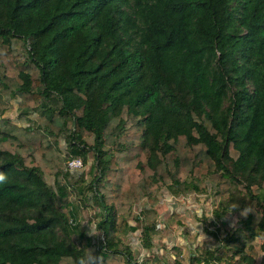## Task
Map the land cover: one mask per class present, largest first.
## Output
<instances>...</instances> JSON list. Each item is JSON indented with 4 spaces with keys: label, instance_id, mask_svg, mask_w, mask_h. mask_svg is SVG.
<instances>
[{
    "label": "trees",
    "instance_id": "16d2710c",
    "mask_svg": "<svg viewBox=\"0 0 264 264\" xmlns=\"http://www.w3.org/2000/svg\"><path fill=\"white\" fill-rule=\"evenodd\" d=\"M0 174V264H137L132 207L152 248L161 190L203 180L237 223L173 264H264V0H0Z\"/></svg>",
    "mask_w": 264,
    "mask_h": 264
},
{
    "label": "rangeland",
    "instance_id": "374dc122",
    "mask_svg": "<svg viewBox=\"0 0 264 264\" xmlns=\"http://www.w3.org/2000/svg\"><path fill=\"white\" fill-rule=\"evenodd\" d=\"M12 108L11 110L8 112V115H12L13 117H15L16 115V107H15V103L12 104ZM64 143L61 142V145H63ZM93 155L90 152L89 153V159H88V163H83V167L81 168V171L72 174V176L70 177L71 180H75L77 179L81 174H84V177L86 180H89L91 178V173H88L89 167H90V163L93 162ZM48 180L51 182V177H48ZM214 184L211 183L208 180H203L201 183V190L200 191H196L193 189L187 190L185 192L182 193H173L176 196H173V199L176 201V205H179L180 201L185 200L186 203H188L189 205H191L190 211L191 213L189 214V218H185V220L181 221L179 220V222H181V224L185 225L183 227V229H185L186 231L188 229L191 230H195V232L192 233V235H190L189 237V241L192 242H196L198 241V243L200 244V247L202 249L204 248H214L215 246H217L219 244V241H221V237H223L226 233L227 229L232 228L236 223H237V217L235 215V213L233 212H228L225 215L224 218V222H219L217 225V229H212L211 226H206V217H211L212 214V209L215 207V199L213 196V192H214ZM162 191L164 194H167L168 191L166 190V188H163ZM231 191L233 193L232 198L230 200H238L241 198V195L238 191V189L235 186L231 187ZM160 192V194H161ZM86 193L88 195H91L90 191H86ZM163 198L165 199V196H163ZM167 198V197H166ZM76 204L78 205V209H79V218H80V223H81V228L83 231H85L87 234L93 235L96 231V221L98 220V205L93 201V199H91L90 197H87V200H83L82 199V195L81 194H77L74 198ZM143 201V202H142ZM142 201H140L139 203L135 204L128 217H129V223L130 224H134L135 226H138V230H141V224L139 223V219L135 220V216L139 213V210L141 209V206L144 203V206H148V203L145 202L146 199H143ZM193 202V203H192ZM176 205L174 206L176 208ZM170 206L168 205L167 207L164 208V211L166 213V215H168L170 212H168V210L170 211L171 208H169ZM173 207V208H174ZM173 210V209H172ZM175 211H177V209H175ZM201 213L202 216H201ZM171 214H175V212L171 213ZM206 216H205V215ZM166 215L162 213V215L159 217V222H157V227H161L164 226L167 223V219H166ZM182 219V218H181ZM178 222V223H179ZM95 224V226H94ZM209 227V228H208ZM177 230H179V232L174 231L173 235H181L182 237H184L183 233L181 232L183 229L182 227H176ZM160 228H158V232L156 234H154L153 236V243L157 242V239H162L163 236L160 233ZM190 231V230H189ZM213 232V233H212ZM215 232V233H214ZM125 234L127 237V242L130 245V249L132 251L133 254V258L136 259V261L138 262L137 264L141 263L143 260H150L153 258V255H159L155 253L154 247L156 245L153 244L152 248H146L143 245H141L140 242V236H139V231L135 232L133 230L130 229H125ZM189 234V232H187V235ZM101 235V234H100ZM177 240V239H176ZM162 243H164V241H161ZM166 245V243H165ZM167 246V245H166ZM148 249V252H147ZM189 251V250H188ZM193 250L191 249L190 252H192ZM172 248H170V251L161 252V255L165 257V259H167V257L170 260V257H172ZM188 252V253H190ZM146 260V261H147Z\"/></svg>",
    "mask_w": 264,
    "mask_h": 264
},
{
    "label": "crops",
    "instance_id": "0c3cea01",
    "mask_svg": "<svg viewBox=\"0 0 264 264\" xmlns=\"http://www.w3.org/2000/svg\"><path fill=\"white\" fill-rule=\"evenodd\" d=\"M163 192H165V191H162L161 194H159V199L157 202L158 214H157L156 224H157V222H159V217L162 215V213H163V215L164 214L166 215V213L164 211L165 207H167L169 205L170 206L169 208H171V210L170 211L168 210V212H170V213L168 215H166L167 223L164 226L157 227V228L161 229L160 233L162 234L163 238L157 239V242L153 243L154 245H156L154 247L155 253L159 254L158 255L159 264H167L165 262V257L161 255V252L164 251V252L168 253L170 251V248L173 245L180 246L182 248L184 257L187 259H188V256L194 252L196 246H200L198 241H196L195 243L192 241H189L190 235H192V233L195 232V230L188 229L186 231L185 229H183V227L185 225H183V224H181V222H179V220L183 221V220H185V218H189V214L191 213V211H190L191 205L186 203L185 200L180 201L182 203H180L179 205H176L178 203H176V201L173 199V196H176V195H174L173 193H171L169 191L167 194H164ZM163 196H165V199L163 198ZM175 205H176V208L174 207ZM175 209H177V211H175ZM173 212H175V214H171ZM176 227H182L183 230L181 232L183 233L184 237H182L181 235H176V236L173 235L174 231L179 232V230H177ZM187 232H189L188 235H187ZM161 241H164V243H162ZM165 243L167 246L165 245ZM191 249L193 250L192 252H190ZM147 252H148V249H147ZM188 252H190V253H188ZM173 257H174L173 254H172V257H170V260L167 257L168 262H170L169 264H173ZM151 261H152V259L147 260L148 264H157L156 262L152 263ZM139 264H144V263L142 261Z\"/></svg>",
    "mask_w": 264,
    "mask_h": 264
},
{
    "label": "built area",
    "instance_id": "2783aa9c",
    "mask_svg": "<svg viewBox=\"0 0 264 264\" xmlns=\"http://www.w3.org/2000/svg\"><path fill=\"white\" fill-rule=\"evenodd\" d=\"M82 167H83V160L80 157H74V158L68 159L66 161L65 169L67 171H69L70 173L75 174V173L81 171ZM94 226H95V224H94ZM137 231H135V232H137ZM89 235H91V233ZM139 236H140V234H139ZM92 237H93V241L96 242L97 244L100 241H104V234L103 233H98L97 232V227H96V231L92 235ZM139 240L141 242V239H139ZM227 264H235V263H227Z\"/></svg>",
    "mask_w": 264,
    "mask_h": 264
},
{
    "label": "clouds",
    "instance_id": "9594fccd",
    "mask_svg": "<svg viewBox=\"0 0 264 264\" xmlns=\"http://www.w3.org/2000/svg\"><path fill=\"white\" fill-rule=\"evenodd\" d=\"M6 179V177L3 174H0V182H3Z\"/></svg>",
    "mask_w": 264,
    "mask_h": 264
}]
</instances>
